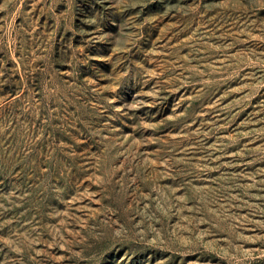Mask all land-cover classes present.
Listing matches in <instances>:
<instances>
[{
  "label": "rangeland",
  "instance_id": "1",
  "mask_svg": "<svg viewBox=\"0 0 264 264\" xmlns=\"http://www.w3.org/2000/svg\"><path fill=\"white\" fill-rule=\"evenodd\" d=\"M0 264H264V0H0Z\"/></svg>",
  "mask_w": 264,
  "mask_h": 264
}]
</instances>
